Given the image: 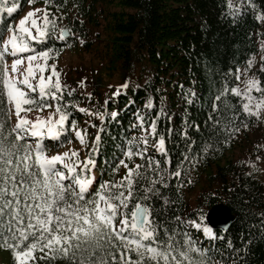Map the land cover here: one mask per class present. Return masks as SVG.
Returning <instances> with one entry per match:
<instances>
[{"label": "trees", "instance_id": "16d2710c", "mask_svg": "<svg viewBox=\"0 0 264 264\" xmlns=\"http://www.w3.org/2000/svg\"><path fill=\"white\" fill-rule=\"evenodd\" d=\"M13 4L18 5L16 11L8 13L7 7ZM34 5L43 6L51 24L46 38L28 40L29 53L47 50V67L67 50L99 53L103 48L94 49V44L102 41L97 27L99 17H103L105 54L118 76L103 84L101 74L85 77L78 69L72 78H61L60 89L52 80L46 91H55L56 98L49 95L45 98L49 107L41 110L33 104L31 111L57 110L59 105L68 116L64 130L55 137L21 140L20 150L25 143L32 145L31 140H35L36 145L39 140L49 153L77 139L76 130L86 135L85 127L89 126L91 136H85V141L88 158L94 161L89 169L91 176L93 170L97 176L85 194L86 200L105 181L113 194L123 192L127 196V187L114 186L127 185L123 178L132 169V196L127 208L122 206L121 210L131 218L137 201L145 205L156 240L162 242L157 246L163 248L171 240L173 254L183 264L189 261L180 257L179 251L190 246H194L189 252L191 264H264V180L240 156H233L237 139L247 135L246 126L255 116L243 110L242 96L232 92L239 69L260 49L264 0H118L119 8L114 10L99 0H4L0 35L5 38L7 26L14 29L19 14ZM64 29L68 34L61 39ZM256 74L259 92L264 94V55ZM26 93L31 99H40L39 89ZM10 105L0 84V140L5 143L15 138ZM28 107L22 105V109ZM129 150L131 156L127 155ZM57 167L61 168L59 164ZM61 170L68 175L67 170ZM177 171L179 176L172 175ZM197 183L191 205L187 190ZM219 202L236 214L226 229L214 228L206 220L209 208ZM9 219L7 212L0 217V251L8 253V264H17L13 250L5 246V239L7 244L14 243ZM120 219L117 215V225ZM193 221L210 227L213 235H204ZM35 253L37 264H80L81 259L76 249L67 255L50 254L48 248H37ZM108 253L115 254V264H119L120 253L114 246L97 249L91 257L83 252V256L86 264L101 256L113 264ZM128 255L137 259L135 252Z\"/></svg>", "mask_w": 264, "mask_h": 264}, {"label": "snow or ice", "instance_id": "6c2138e0", "mask_svg": "<svg viewBox=\"0 0 264 264\" xmlns=\"http://www.w3.org/2000/svg\"><path fill=\"white\" fill-rule=\"evenodd\" d=\"M28 2L32 3L33 0H28ZM229 6L231 7V4ZM17 7L18 5L13 4L11 7H7V12L13 13ZM0 11H4V0H0ZM39 11L40 9H33L27 12L19 20L15 29L8 25L6 31L10 34L6 39L0 35V40L3 42V50H0V84L5 90L8 101L14 102L18 117L16 125L11 129V133L15 134L14 140L10 143L0 140V217H3L7 212L10 217L8 230L14 240L13 244H7V239H5V246L13 250L17 264H28L30 260H34V251L37 248H40L41 251L48 248L50 254L60 252L64 255H67L71 249L80 250V264H86L83 252H87L91 257L97 249H103L106 245L114 246L119 251V264H146V262L147 264H161V261L163 264H183V261L177 259V256L173 254L171 240L163 248L157 246L162 242L156 240V229L149 219L150 210L147 207L137 201L131 212V218L121 210L122 206L124 209L127 208V202L132 196V169L128 170L129 176L123 178L128 181L127 185L118 183L114 186L116 188L127 187L129 189L127 196L123 192L113 194L108 187V182L105 181L99 184L98 190L93 193L92 198L86 200L85 194L89 191L88 186L93 181L89 165L94 164V161L86 158L81 162L76 159L73 163L66 164L65 158L69 156V153L48 156L39 140L35 149L31 144L25 143L23 151L20 150L18 142L26 138H43L45 135L48 137L59 136L68 119L67 114L61 111L59 105H57V112L60 115L54 122L51 117L48 120L37 118L30 121L27 117L20 115L22 110L31 111L33 104H36L41 110L49 107L50 105L45 102V98L49 95L53 99L56 98L55 91H46L52 84L51 75L47 79L43 76L47 65L33 63L37 61L38 57L47 59V50L26 57L28 67L22 81L9 75V67L4 60L5 53L9 49L14 57L19 56V58L13 59L11 64V71L17 72V66L25 59L21 54L30 50L28 40L36 41L46 38L51 21L48 20L47 11L44 12L43 18L36 17L35 13ZM30 18L31 26L36 28V35H33L32 27L26 23ZM52 28L54 30V25ZM65 31L61 30L59 38L63 39ZM25 35L28 39L24 38ZM51 67L52 75L57 76L53 86L60 89L59 74L55 72L54 65ZM34 69L41 72L38 82L40 97L38 101L29 98L28 93L18 86L22 84L32 92L37 91V86H34L30 79L35 75ZM249 83L250 88L246 89L243 95L250 102L252 97L248 93L251 88L260 89L258 81ZM232 92L239 94L236 88H233ZM22 105H29V107L22 109ZM242 107L245 112L253 113L248 103H244ZM260 107L261 104H258L257 109ZM256 114L258 115V112ZM71 123L74 128V122ZM152 128L154 131V124ZM76 131L77 136L83 142L79 130ZM163 143V138H161L159 144L162 146ZM161 150L163 151L162 147ZM127 155H132L130 150ZM72 156H78V153L73 152ZM81 163L82 168L78 172L75 165ZM120 163H124V161H120ZM58 164L62 169L67 170V176H65L64 170L57 167ZM17 175H19V180H17ZM172 175L179 176L180 173L177 171ZM112 201H116V203ZM117 215L121 217L119 225L115 223ZM199 219L203 221L204 217L201 216ZM192 223L196 228L202 229L204 235H213L212 229L207 225L195 221ZM116 241L120 242L119 245L116 244ZM186 243H190V239L186 240ZM193 249L194 246H190L185 251H179V256L191 264L189 252ZM195 251L202 250L195 249ZM129 252H135L137 259L133 260L128 255ZM107 256L115 264L117 256L113 253H108ZM73 258H75V253ZM87 264H108V260L101 256L95 261L89 260ZM198 264H203V261Z\"/></svg>", "mask_w": 264, "mask_h": 264}, {"label": "rangeland", "instance_id": "374dc122", "mask_svg": "<svg viewBox=\"0 0 264 264\" xmlns=\"http://www.w3.org/2000/svg\"><path fill=\"white\" fill-rule=\"evenodd\" d=\"M100 3H103V6L106 8L108 6L111 7V10L118 9L117 6L118 0H99ZM33 9H40L39 12L35 13L36 17L43 18L44 10L43 6L41 5H34V6H27L17 17L14 23V29L18 25L19 20L26 15L27 12ZM99 25H98V31L99 35L98 37L100 40V44L96 43L94 44V49H96L98 46H101L103 49L99 53L93 50L92 52L83 51L81 49H71L67 50L63 53L61 58L56 61L52 62L51 66H55V72L58 73V79L59 81L63 76H68L72 78L74 75L77 74L78 69H81V73L87 77L88 75H94L98 76L101 74V82L103 84H108L114 80H116L118 76V71L114 67H110L109 62V55L105 54L104 44H105V37L107 35V32L104 28L105 25V19L103 17H99ZM30 27H32V33L33 35H36V28L34 26H31V18L28 22H26ZM40 23V21H38ZM42 25V24H41ZM262 37L260 38V49L254 53L247 66H243L239 69V75H238V82L236 85V89L238 90V93L242 96L243 102L249 104V108L253 110V115L255 116L254 122L250 125L246 126V132L247 135L242 134L237 139L236 147L233 151V156L237 157L240 156V158L247 162L249 164V168L259 177L260 179L264 180V104H262V101H264V94H261L259 90L256 88H251V91L248 93L252 97V100L249 102L246 96H244V92L246 89L250 88V81H258V77L256 74V69L261 66V59L264 55V16L262 17V27H261ZM10 33L8 32L5 36V39L8 37ZM94 34V31L92 32ZM25 37H27L25 35ZM93 36H90L92 38ZM100 48V47H99ZM98 49V48H97ZM111 55V51H109ZM25 57V59L22 61L20 65L17 66L18 71L13 73L11 71V64L13 59L19 58V56L14 57L11 54V50L9 49L8 52L5 53L6 56V62L8 64V67L10 69V76L16 77L19 81L23 80L24 75L26 74V69L28 67V61L26 57L28 55H34L29 53L28 51L25 53H22ZM42 63L47 65L46 60L43 57H38L37 61H34L33 63ZM35 75L34 77H31V82L34 86H37L38 89V82L39 78L41 76V72L37 69H34ZM52 76V80L56 81L57 76L52 75V67H46L43 71V76L45 79H47L49 76ZM23 88L25 92L31 91V89H28L27 86H24L22 84L19 85ZM258 88L259 83H258ZM261 104V107L257 109V105ZM11 108V115L13 117V121L16 124L18 117L16 114L14 102L10 105ZM258 112V115L256 114ZM20 115L27 117L28 120L34 121L37 118H41L44 120H48L49 117H51V120L54 122L56 119L59 118L60 113L57 112L56 109L53 110H44V111H30V112H24L21 111ZM85 133L86 135H81L83 138V142L81 141V138L78 137L74 141H70L66 146L61 147L59 149H54L49 153H46L48 156H52L58 153H69V156L65 158V163H73L76 159H79V161L83 162L86 158H88V150L89 147L87 145V142L85 141V136L89 138L91 136V130L89 126L85 127ZM88 128V129H87ZM46 130V129H45ZM32 145H35V140H31ZM78 153V156H72V153ZM89 159V158H88ZM77 168L81 170L82 163L76 165ZM89 167L92 168V165H89ZM66 175V174H65ZM95 170L92 171V177L93 181L88 186L91 187L93 185V182H95L96 177ZM198 186L199 184H195L192 188L187 190V200L192 205L194 203L193 198L196 196L198 192ZM34 260H30L28 264H37L36 263V253L34 251ZM9 258L8 253L6 251H0V264H8Z\"/></svg>", "mask_w": 264, "mask_h": 264}, {"label": "water", "instance_id": "95a60500", "mask_svg": "<svg viewBox=\"0 0 264 264\" xmlns=\"http://www.w3.org/2000/svg\"><path fill=\"white\" fill-rule=\"evenodd\" d=\"M64 30H66L64 32V35H67L68 30L67 29ZM235 217L236 214L224 202H219L214 204L209 208V210L206 213L207 223L214 228H220V229L228 228L229 225L232 223V221L235 219Z\"/></svg>", "mask_w": 264, "mask_h": 264}]
</instances>
